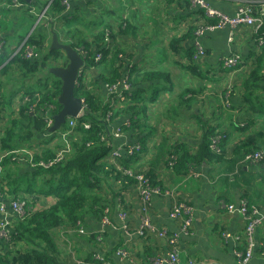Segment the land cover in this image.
Here are the masks:
<instances>
[{
    "label": "crops",
    "instance_id": "crops-1",
    "mask_svg": "<svg viewBox=\"0 0 264 264\" xmlns=\"http://www.w3.org/2000/svg\"><path fill=\"white\" fill-rule=\"evenodd\" d=\"M206 1L213 9L229 16H233L240 6L251 4L254 13L264 21V0ZM53 2L42 0L38 7L31 9L24 3L15 7L12 0H0V43L4 45L0 57V107L8 108L0 116V141L14 117L19 116L21 106H16V102L21 101L25 85L30 82H23L26 75L15 64L9 71L5 69L26 46L37 27L44 25V21L38 23L39 16ZM73 11L85 19L86 28L95 31L126 21L138 38L133 34L127 38L119 37V43L130 45L128 50L131 46L136 47H132L135 51L132 55L145 69L169 74V80L158 83L160 89L155 92L158 99L148 104V119L134 125L139 135L152 132L150 146L134 164H139L135 168L149 170L153 183L169 195L153 197L148 208L134 180H123L110 186L105 205L110 209L112 226L102 232L103 216L89 215L86 224H82L87 234L79 235L77 229L66 236L63 234L60 263L101 264L95 259L99 256L110 264H128L117 255V250L123 249L137 264H154V259L166 255L170 247L168 240L157 232H148L145 236L136 233L140 216L148 208V216L158 229L166 228L180 235L179 264H236V253L245 249L247 221L239 214L228 213L227 206L247 200L250 206L264 209V43L260 45L257 41L264 33V27L259 34L250 27L236 29L232 34L229 29L206 34L202 39L206 57L195 69L185 52L178 56L171 47L181 43L184 50L189 49L193 46L191 30L200 24L215 23V19L204 9L192 8L190 0H78ZM46 20L50 21V18ZM51 38L50 34L49 48ZM234 55H239L242 60L235 71L224 64ZM175 73L185 80L184 84L178 85L171 80ZM195 80L199 81L196 87L200 90L196 101L175 121L174 110L178 102L173 99L186 85L195 86ZM245 81L252 82L251 88L244 87ZM151 93L153 91L148 87V94ZM10 102L11 109L8 107ZM147 124L149 127L145 126ZM25 129L26 126L8 132L9 145L16 141L12 148L43 151V140L46 139L40 137L27 142L23 139ZM211 130H214V136L222 137L223 152L218 159L190 169L199 177L191 173L187 176V172L170 164V157L176 156L177 151L182 153L185 149L195 154L206 136L211 135ZM125 136L123 141L140 138L130 131ZM4 148L0 142V161L9 152ZM256 152L263 153L258 164L253 166L243 162L246 155ZM7 164L12 168L15 185L25 187L32 183L37 185L35 193H38L41 180L33 179L36 171L28 163ZM12 197L8 192L4 201L7 203ZM39 202L43 207H49L55 199L40 196ZM177 202L187 203L192 209L193 226L188 235L180 230L182 220L170 218ZM224 234L231 238L225 239ZM254 241L252 263L264 264V223L256 229Z\"/></svg>",
    "mask_w": 264,
    "mask_h": 264
},
{
    "label": "trees",
    "instance_id": "trees-1",
    "mask_svg": "<svg viewBox=\"0 0 264 264\" xmlns=\"http://www.w3.org/2000/svg\"><path fill=\"white\" fill-rule=\"evenodd\" d=\"M19 1L28 5L31 9H35L42 0H31L30 3L26 0ZM76 2L72 4L70 12L65 13V8L62 6L61 1L54 0L53 5L46 12V16L50 18V21L45 20L44 25L38 26L41 27L39 30H37V27L29 37L26 46L13 58L10 66L5 69V71H9L10 67L15 64V66H18L25 73L26 76L22 80L26 83V80L31 82V79L37 76V72L41 73V71L52 67H65L68 61L64 53L58 50L52 51L47 46V41L51 34L50 31L53 30L58 33L63 43L71 45L76 50L84 49L87 51L86 69H92L95 72L88 78L85 76L80 78L79 85L75 90L77 97L85 99L87 109L84 116L78 120L80 122L76 128L75 135L70 137L73 153L65 162L51 169H34L36 172L33 179L41 180L37 194L35 193L37 185L28 183L24 187L13 183L12 168L7 162H11L12 164H17V162H12L10 158H5L4 162H2L1 191L4 193L9 192L13 196L12 198L23 194L30 196L32 200L31 205L37 207L38 210L26 220L15 222V228L12 232V246H10L11 242L0 240V264H61L60 258L62 256L60 248L63 234L66 236L67 233L76 229L78 233L79 224H86L85 221L89 215L98 216L101 214L103 216L108 191L111 189L110 186H115L120 180L122 182L123 180H133L122 178V174L117 171L116 165L108 158L111 152L109 143L113 146L116 142L110 137L109 143L101 141L102 135L109 136L111 132V127L103 119L108 111V106H103L102 85L114 83L124 75L117 68L119 54L128 55V58H135L132 54L135 53L133 48L136 47L131 46L130 53L132 54H130L126 48H123L125 47L124 45L128 46V44L119 43L118 38H127L133 34L134 38L137 39L138 36L131 31L130 24L125 23L126 21H120L116 27H105L99 31H95L92 28H87L88 30L83 29L79 23L85 21V19L73 11V6ZM54 19L58 20L55 21ZM107 31L111 32L114 42L110 47L107 46L105 41ZM194 31L195 29L191 30V37L193 38ZM262 32H264V29ZM86 34L91 35V37L88 38ZM180 44H174L171 48L178 53V56L185 52L189 56L190 65L197 69L202 63L194 60L196 52L194 47H190L189 45L190 48L184 50ZM32 46H37L38 48L40 53L39 61L27 60L25 58L27 51L25 48ZM99 52L103 55L102 60L98 63L95 61V57ZM134 60L135 65L130 71L131 83L133 85L131 96L128 97L129 99H127L125 108L116 114L115 117H119L120 119L116 120L113 125L116 126V123L119 124L124 119H130L132 122L131 127L124 128L125 134L130 131L133 136L140 137L133 141L140 142L143 149L132 157L117 160L116 163L120 166L140 171V173L145 172L152 184L155 185L150 178L149 170L145 168L138 169L135 167L139 164L134 165L142 154L148 150L150 140H152V132L148 131L150 133L147 135H139L140 133L137 128L135 130L134 125H139L148 119V104L158 99L155 97V92L160 89L158 83L164 82L166 79L169 80V74H164L157 70L149 71L145 69L146 67H142L136 59ZM55 79L57 81L39 79V88L30 82L25 85V93L21 98L23 102L20 105V114L19 116H15V119L11 121L10 129L7 130V133L4 132V138L0 141L5 146L4 149H9V152L19 150V148H12L13 145L17 144L16 141L11 142V146L9 145V137L6 134L10 131L20 130L21 127L25 126L26 137H23L25 141L36 140L40 137L46 139L43 140V151L40 153L46 160L53 158L57 150L64 146V143L58 139V134H50V129H48L47 123L40 114L41 109L51 103L61 109L58 98L61 95L62 83L59 79ZM204 79L208 80L209 78ZM209 80L211 82L214 81L213 79ZM197 82L199 81H194L195 86L189 82L190 84L186 85L173 99V101L176 100L178 102L177 109L174 110L175 121L181 117L184 109L196 101V97L200 92L196 87ZM93 85H97L98 88L94 89ZM251 86V81L244 82V87L251 88ZM148 87L153 91L150 95L148 94ZM23 98H28L29 101ZM11 105L12 102L8 105L10 109ZM34 105H37L36 113L38 116L32 112ZM3 111H8L5 105L0 107V116ZM100 113H102V116H100ZM13 115L14 113L12 112V117ZM84 122H90L92 124L91 129L85 130L82 126ZM122 124L120 125L122 126ZM145 126L149 127L148 124ZM209 133L211 135L206 136L205 142L199 146L195 154H191L185 149L182 153H179V151L174 153L178 158L174 166L187 172V176L190 173V169L197 167L196 165L199 166L204 162L214 161L221 156V153L218 154L210 148L211 139L215 135V132L211 130ZM88 143H91V145H88ZM221 151L223 152V145ZM167 163L168 160L166 161ZM40 196L53 197L55 203L49 207H43L39 202Z\"/></svg>",
    "mask_w": 264,
    "mask_h": 264
},
{
    "label": "built area",
    "instance_id": "built-area-1",
    "mask_svg": "<svg viewBox=\"0 0 264 264\" xmlns=\"http://www.w3.org/2000/svg\"><path fill=\"white\" fill-rule=\"evenodd\" d=\"M78 0H62L61 4L65 8V13L70 12L72 8V4ZM192 4V8H200L204 9L210 17L215 19V23H205L200 24L195 28L194 38H193V47L195 49L194 60L201 61L206 57V50L202 44V39L206 34L217 31V30H226L229 29L231 34L234 30L242 28V27H250L255 30L257 34L264 27V21L261 16H257L252 8L251 4H245L240 6L236 13L233 16L226 15L222 12H219L212 7L209 6L206 0H190ZM12 4L15 7H21L23 4L19 0H12ZM47 19L46 11L39 17L38 23L40 21H44ZM46 25V24H45ZM105 41L107 46L110 47L113 45V38L111 36V32L107 31L105 34ZM258 43L262 45L264 43V33H262L257 39ZM4 45L0 43V52ZM78 53L84 60V67L81 68L79 73V79L77 82V86L79 85V80L83 76L88 78L95 71L92 69H86L87 62L86 58L88 57V52L84 49L77 50ZM40 53L38 51L37 46L28 47V50L25 53V58L27 60H37V57ZM101 52H99L95 61L100 62L102 60ZM128 55L119 54V61L117 63V68L119 71L123 72L124 75L122 78L118 79L114 83H106L102 85V91L104 96L103 106H108V111L106 116L103 118L105 123L111 127L110 135H102L101 141L109 143V137L115 142H121L111 146V152L108 155V158L116 165L117 171L122 174V178H130L133 179L137 184V190L142 195L144 201L146 202V206L149 208V204L153 197L156 196H165L169 195L168 192L162 190L160 187L152 184L151 180L147 177L146 173H140V171H135L132 168H126L120 166L116 163L117 160L122 158L132 157L134 154L141 152L143 146L140 142L126 140L123 141L125 136L124 128L131 127V120L124 119L121 123L114 126L116 120L120 119L119 117H115L116 114L122 111L125 108V104L127 103L128 97L131 96V91L133 85L131 83L130 71L135 65V58H128ZM242 60L239 55H234L231 58L225 60L224 64L227 68H232L234 71L238 69ZM93 89V86H92ZM27 101L29 99L23 98ZM83 101V108L78 114L77 117H69L67 119L66 124L58 131V139H60L64 146L59 148L53 158L45 159L41 153V151L32 152L27 149H19L11 152H7L3 159L0 161V187L2 184V172L3 166L2 162L5 158H10L12 162H26L33 169L43 168V169H51L63 162H65L69 156L73 153V148L70 142V137L75 135V131L77 126L79 125L78 120L84 116L86 112L87 105L85 103V99L81 98ZM24 100V101H25ZM21 101L16 102V106H20ZM37 105L32 107V112H36ZM60 108L55 104H48L45 108L41 109V117L47 123L48 129H50L54 124L55 116L60 112ZM102 116V113H100ZM121 121V120H119ZM118 121V122H119ZM85 130H89L92 127L90 122H84L82 124ZM221 136H214L211 139L210 148L220 154L221 153ZM91 145V143H88ZM38 157V159H37ZM263 157L262 152H256L254 154L246 155L243 159V162L255 166L258 164ZM177 156H171L169 162L172 166L177 163ZM195 177H199L198 173L190 172ZM120 180L118 183H121ZM6 193L1 191L0 188V240L5 242H11L10 246L13 245V237L12 232L15 228V222L24 221L28 217L32 216L37 210V207H33L31 205V197L27 195H21L16 198L10 199L9 202H5ZM148 208H145L140 216V222L138 224V228L136 233L139 236H145L148 232H157L159 236L166 238L168 240V244L170 250L166 255L157 256L154 259V264H179L180 263V235L173 234L169 232L168 229H158L155 224L151 221L148 216ZM227 211L230 214H239L244 217L247 221V226L245 229V249L244 251H238L236 253L237 262L236 264H253V252L256 248V242L254 241V234L256 229L264 223V209L258 208L255 206H250L247 200H243L240 204H230L227 206ZM191 207L184 202H177L173 209L170 212V218L173 220H182L181 232L184 235H188L192 230L193 226V215H192ZM125 218V215L121 216ZM102 224V232L106 230V228H110L112 226V221L110 218V209L106 208L104 211V215L101 220ZM128 230V228H127ZM78 233L80 235L87 234L86 228L79 224ZM225 239L231 238L230 235L224 234ZM101 236V235H100ZM236 240H240V237H236ZM117 255L122 257L128 264H137L133 257L129 255V253L123 249L117 250ZM96 260H98L101 264H110L108 261L103 259L102 257L96 256ZM190 264H194V262H190Z\"/></svg>",
    "mask_w": 264,
    "mask_h": 264
},
{
    "label": "water",
    "instance_id": "water-1",
    "mask_svg": "<svg viewBox=\"0 0 264 264\" xmlns=\"http://www.w3.org/2000/svg\"><path fill=\"white\" fill-rule=\"evenodd\" d=\"M26 1L31 2V0ZM50 50L62 51L68 61L66 67H52L49 69V73L62 83L61 95L58 98L61 110L55 116L54 124L49 131L53 134L66 124L69 117H77L82 110L83 101L75 95V90L80 70L84 67V60L71 45L62 43L58 33L54 31H52Z\"/></svg>",
    "mask_w": 264,
    "mask_h": 264
},
{
    "label": "rangeland",
    "instance_id": "rangeland-1",
    "mask_svg": "<svg viewBox=\"0 0 264 264\" xmlns=\"http://www.w3.org/2000/svg\"><path fill=\"white\" fill-rule=\"evenodd\" d=\"M61 2H62V0H60ZM46 11V10H45ZM44 11V12H45ZM43 12V13H44ZM42 13V14H43ZM41 14V15H42ZM40 15V16H41ZM39 16V17H40ZM81 17V16H80ZM80 26L83 28V29H85V30H88L87 28H86V22L85 21H81L80 23ZM36 29V28H35ZM86 36H88V38H90L91 37V35H89V34H86ZM28 39V38H27ZM61 42H62V39H61ZM23 47H24V45H23ZM127 47H130V45H128V46H125V47H123V48H126L127 49V52H129L130 53V50H128V48ZM26 50H28V47L27 48H25ZM3 53H4V47H2V49H1V52H0V57L3 55ZM18 53H20V52H18ZM130 54H132V53H130ZM39 55H38V57H37V61H39ZM67 66V65H66ZM65 66V67H66ZM48 69L49 68H47L46 70H44V71H41V73L40 74H38L39 72H37V76H35V78H33V79H31V84H33V85H36L38 88H39V79H43V80H46V79H48L49 81H57L55 78H54V76H52L51 74H49L48 73ZM114 69H115V67H114ZM116 70V69H115ZM171 80H173L174 82H176L178 85H182V84H184V82H185V80L184 79H182L180 76H177L176 75V73L174 74V75H172V77H171ZM94 84V83H93ZM94 86V89H96V88H98L97 87V85H93ZM172 94H175V92L174 91H172ZM26 99H28V98H26Z\"/></svg>",
    "mask_w": 264,
    "mask_h": 264
},
{
    "label": "clouds",
    "instance_id": "clouds-1",
    "mask_svg": "<svg viewBox=\"0 0 264 264\" xmlns=\"http://www.w3.org/2000/svg\"><path fill=\"white\" fill-rule=\"evenodd\" d=\"M47 10H48V9H47ZM47 10H46V12H47ZM52 31H53V30L50 31L51 35H52ZM51 39H52V38H51ZM60 41H61V40H60ZM62 43H63V42H62ZM64 44H66V43H64ZM82 108H83V107H82ZM51 128H52V127H51ZM51 128H50V129H51ZM57 133H58V132L53 133V134H57ZM110 133H111V132H110ZM50 134H52V133H50Z\"/></svg>",
    "mask_w": 264,
    "mask_h": 264
}]
</instances>
